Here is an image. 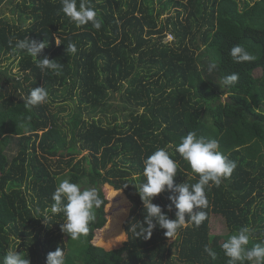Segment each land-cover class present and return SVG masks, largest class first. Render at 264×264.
Masks as SVG:
<instances>
[{
    "label": "trees",
    "instance_id": "trees-1",
    "mask_svg": "<svg viewBox=\"0 0 264 264\" xmlns=\"http://www.w3.org/2000/svg\"><path fill=\"white\" fill-rule=\"evenodd\" d=\"M6 1L15 2L17 16L0 18V56L17 60L20 75H0V260L17 250L30 264H46L59 247L66 264H228L221 245L240 228L251 229L247 247L264 242V0H85L102 21L99 30L76 27L61 0H0V7ZM27 38L45 41L38 58L58 69L42 72L36 58L16 48ZM69 44L75 53L67 52ZM238 44L254 59L236 63L229 52ZM213 61L217 68L209 72ZM232 73L238 81L221 87ZM41 86L47 102L26 109L21 97ZM114 92L124 105L111 102ZM74 99L77 106L61 117ZM192 131L218 140L237 166L219 187L205 189L207 218L199 227L186 222L167 237L157 226L143 239V161L166 149L178 163L174 182H198L175 150ZM96 171L132 203L123 249L97 245L90 233L70 249L64 214L51 212L60 180L80 185ZM170 195L166 189L153 202L176 219L175 208L167 209ZM214 214L224 217L228 233H212Z\"/></svg>",
    "mask_w": 264,
    "mask_h": 264
},
{
    "label": "clouds",
    "instance_id": "clouds-1",
    "mask_svg": "<svg viewBox=\"0 0 264 264\" xmlns=\"http://www.w3.org/2000/svg\"><path fill=\"white\" fill-rule=\"evenodd\" d=\"M61 3L63 13L76 27L88 24L96 30L102 27V21L97 18L96 11L87 6L85 0H80L79 7L77 0H61ZM46 47L45 41L39 42L31 38L18 41L16 45L17 49L24 50L28 55L37 59V67L42 72L59 67L46 56L43 59L38 58ZM66 50L68 53L77 51L74 44L67 45ZM229 55L236 63L249 62L254 59L249 51L239 44L230 49ZM216 68L215 61L209 63V72ZM238 79V73L227 75L222 78L221 87H230ZM21 99L25 108L31 110L33 106L47 102L48 92L44 86L35 87ZM175 150L190 165L192 172L199 174V180L194 184L188 182L176 184L174 178L177 175L178 163L170 157L166 149L156 150L143 161V175L146 177V182L137 189L146 212L144 223L147 226H144L138 234L143 239H150L157 226L166 229L164 234L167 237H173L180 227L186 225V222L199 227L207 218L206 212L201 210L208 207L205 189L212 184L219 187L222 178L230 177L237 166L235 161L229 160L219 151L218 140L198 137L194 131L183 136ZM166 189L172 193L168 197L170 203L167 209L171 212L173 207L175 208L176 219H170L162 207L153 202L154 198ZM52 200L54 201L51 206L52 214L59 212L64 214L66 219L61 225V230L73 241L87 236L89 225L95 220V209H99L104 203L97 189L82 190L79 184L72 183L69 179L60 180L52 194ZM45 222H49V219L45 218ZM250 239L251 229L243 227L229 236L221 245L224 255L229 258L228 264H238V262L244 264L245 261L249 264H264V242L249 248L247 246ZM205 252L213 259L216 258V253L211 248L206 246ZM0 264H30V260L24 258L17 250H8L0 260ZM46 264H66L64 250L58 247L55 251L49 252Z\"/></svg>",
    "mask_w": 264,
    "mask_h": 264
},
{
    "label": "rangeland",
    "instance_id": "rangeland-1",
    "mask_svg": "<svg viewBox=\"0 0 264 264\" xmlns=\"http://www.w3.org/2000/svg\"><path fill=\"white\" fill-rule=\"evenodd\" d=\"M9 3L8 1L4 2V4L0 7V18L8 17L13 18L17 16V14L13 13L14 4ZM158 6V3H156ZM170 14L176 15V12L173 10L170 13H166L162 16V19L165 20ZM173 39L172 35H168L165 41H171ZM2 60L0 64V75L2 70H7L10 76L20 75L18 62L12 58L6 56H0ZM262 71L256 70L255 75L260 76ZM127 86V85H126ZM199 95V92L196 93ZM226 99V96L224 97ZM112 103H116L121 106L126 103L124 96L122 93L114 92L112 93ZM72 108H69L66 112L60 113L61 117L68 118V114L77 106V100H71L69 102ZM57 111V102L52 104ZM123 111L120 112L121 116L123 115ZM95 118L104 117L103 114H93ZM84 117L88 118V115L84 114ZM112 114L106 115V120H112ZM16 146L12 145L11 151H9L10 155H14L16 153ZM85 151L82 153L79 158L86 154ZM81 189L85 188H95L97 189L99 197L104 201L99 209H95V220L89 225V233L94 235L93 242L97 245L103 246L106 249H115L121 248L123 249L124 243L127 240V234L125 231V222L130 217L132 212V203L127 198V196L119 190H114L109 187V185L103 182V172L96 171L95 173L88 176L86 182L80 184ZM212 227L211 231L213 234H225L228 233V228L226 225V221L224 217L220 214H214L211 219ZM65 241L69 245L70 249H75L80 245L79 240L73 241L70 237L65 234Z\"/></svg>",
    "mask_w": 264,
    "mask_h": 264
}]
</instances>
